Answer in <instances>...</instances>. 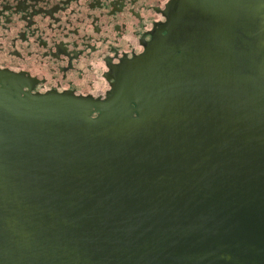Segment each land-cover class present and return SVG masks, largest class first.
<instances>
[{
    "label": "water",
    "instance_id": "obj_1",
    "mask_svg": "<svg viewBox=\"0 0 264 264\" xmlns=\"http://www.w3.org/2000/svg\"><path fill=\"white\" fill-rule=\"evenodd\" d=\"M170 11L105 101L0 88V264H264V0Z\"/></svg>",
    "mask_w": 264,
    "mask_h": 264
},
{
    "label": "flooded vegetation",
    "instance_id": "obj_2",
    "mask_svg": "<svg viewBox=\"0 0 264 264\" xmlns=\"http://www.w3.org/2000/svg\"><path fill=\"white\" fill-rule=\"evenodd\" d=\"M188 2L0 0V88L105 101L126 64L165 43L170 8Z\"/></svg>",
    "mask_w": 264,
    "mask_h": 264
}]
</instances>
